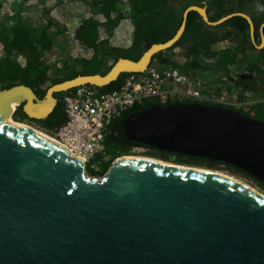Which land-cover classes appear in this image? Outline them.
Segmentation results:
<instances>
[{"label": "water", "instance_id": "1", "mask_svg": "<svg viewBox=\"0 0 264 264\" xmlns=\"http://www.w3.org/2000/svg\"><path fill=\"white\" fill-rule=\"evenodd\" d=\"M192 10L211 26L243 17L255 43L246 13L210 21L204 6L190 5L173 36L137 60L120 57L104 74L52 84L42 98L24 84L0 90V264H264V195L237 179L127 155L100 178L88 176L65 147L10 122L18 106L28 119H45L55 93L144 72L178 40ZM122 129L128 141L229 164L264 183V122L233 109L151 105L124 117Z\"/></svg>", "mask_w": 264, "mask_h": 264}, {"label": "trees", "instance_id": "2", "mask_svg": "<svg viewBox=\"0 0 264 264\" xmlns=\"http://www.w3.org/2000/svg\"><path fill=\"white\" fill-rule=\"evenodd\" d=\"M35 1L36 4L46 6L42 12L45 22L38 25L28 21L25 16V12ZM48 1L50 0H0V9L2 5H6V10L0 16V90L24 84L29 86L37 97L42 98L52 84L77 75L104 74L120 57L137 60L151 44L165 42L173 36L186 7L198 5L205 7L210 21L233 12L246 13L254 25L255 43L250 40L248 23L243 17L235 15L211 26L203 22L199 14L192 10L187 14L184 31L178 40L168 49L156 53L152 61L156 60L162 66L176 68L188 74L200 69L212 70L214 73L221 71L227 75L238 56L244 60L247 52L254 51L257 60L252 61V65L247 69L249 76L241 78L238 74L234 85L228 89L264 91V87L256 88L258 83L264 84V46L259 49L256 47L260 43L258 28L264 21V0H87L88 10L71 34L72 46L90 50L89 56L86 57L72 53L62 57L58 55L59 51L53 48V42L65 35L67 27L60 23L56 15H49L51 10L58 8L64 0H52L50 5H46ZM124 20H129L132 24L129 44L126 47L110 45L107 37H101V33L103 32V36L111 35L113 29ZM224 41L231 43V46L213 48V45ZM63 46L69 48L67 43ZM49 51L53 54L52 63H48L44 57L45 52ZM106 59L111 60L109 65ZM127 74L122 73L108 85L94 88L99 92L116 89ZM73 90L74 88L54 94L57 103L45 119H28L21 106L13 113V119L32 122L40 129L52 132L65 120L62 96ZM179 103L218 105L264 122V101L254 103L247 110H243L213 102L146 100L134 104L120 118L112 121L105 137L104 151L96 157H106L107 160L102 162L97 170L87 167L86 173L102 176L114 158L120 155L138 156L130 154V151L133 147L141 146L145 148L148 156L159 159L171 156L176 164L226 170L246 177L264 188V183L235 166L206 158L167 153L125 139L122 129L124 117L151 105L165 107Z\"/></svg>", "mask_w": 264, "mask_h": 264}, {"label": "built area", "instance_id": "3", "mask_svg": "<svg viewBox=\"0 0 264 264\" xmlns=\"http://www.w3.org/2000/svg\"><path fill=\"white\" fill-rule=\"evenodd\" d=\"M215 74L218 76L217 93L204 92L194 72L183 73L176 68L157 69L152 65L142 73H128L120 86L111 91L99 92L94 86H78L63 94L65 120L47 134L65 147L71 156L80 159L85 168L97 170L106 158L96 157L104 151L105 137L112 121L120 118L134 104L146 100L213 102L233 107L242 104L232 94L235 89L230 90L222 83L233 86L238 74L241 78L248 77V72H233L230 67L227 75L221 71ZM132 149L145 151L141 146Z\"/></svg>", "mask_w": 264, "mask_h": 264}, {"label": "rangeland", "instance_id": "4", "mask_svg": "<svg viewBox=\"0 0 264 264\" xmlns=\"http://www.w3.org/2000/svg\"><path fill=\"white\" fill-rule=\"evenodd\" d=\"M86 1L87 0H64L58 6V8H55V10H51V14L49 13V15H56L57 19L60 20V23L67 27V31H66L65 35L62 36L60 40H56L55 42H53V45H52L53 48L56 49V51L57 50L59 51L58 55H60L62 57H65V56L69 55L70 53L77 54V56H81V57H86V56H89V54H90V50L82 48V47L77 48L75 46H72L73 43L71 42L72 30L75 28L77 23H79L84 18L85 14L88 10ZM32 3L33 4H31V6H30L31 8L25 12L26 19L35 25L41 24V22H45L44 16H42L43 15L42 12L44 11L46 6L36 4V1L32 2ZM51 3H52V0L48 1L46 5H50ZM28 4H30V2H28ZM5 10H6V5L4 4V5H2V7L0 9V16H1V13L4 12ZM45 19H46V17H45ZM131 33H132L131 22L129 20H124L120 23V25H118V27L113 29L111 35L103 36V32H102L101 37H107L110 45L126 47L131 40ZM65 43L68 44V46H69L68 49H66L63 46ZM60 46L62 47L61 49H60ZM229 46H231L230 43L224 42L222 44L213 45V48L214 49H222L224 47H229ZM254 53H255L254 51L247 52L244 60L240 59V56H238V58H236L234 64H232V66H231V69L233 70V72H240L241 73V71H247V69L252 65V61L254 62L257 60ZM44 57H45V59H47L48 63L49 62L52 63L53 54L50 51L45 52ZM106 63L109 65L111 63V60L106 59ZM151 65L157 69L167 68L166 66L160 65L156 60H153ZM194 74H195V77L197 79H199L200 82L202 83V88H203L204 92L217 93V91L219 90V86L216 83L218 81V76L212 70H200V69H198V70L194 71ZM223 75H226V74L223 73ZM222 85L224 87H227V88L229 86H231L230 83H222ZM260 87L263 88L264 84L258 83L256 85V88H260ZM232 94L237 98V101H240V103H242L240 105H237L236 107L242 108L243 110H247L254 103L264 101V91H257V90L256 91H251V90L238 91V88H235V90L232 92ZM13 121H16L20 124H23L25 126L33 128L37 131H40L43 134H47L46 131L40 129L36 124H34L32 122L17 121L14 119H13ZM130 154L138 155L136 157L142 156L145 158H151V159L159 160V161H162V162L167 163V164L195 167V166H190V165H185V164H176V163H174L171 156H166V158H163V159H159L157 157H151V156H148L145 153V151H142V150L138 151L137 149H134V150L131 149ZM120 156H125V155H120ZM120 156H118V157H120ZM127 156H130V155H127ZM118 157H116V158H118ZM116 158H114L113 160H115ZM106 160H107V158H105V161ZM196 168L208 169V170H211L214 172H216V171L221 172L223 174H226L228 176H231V177L237 179L238 181H240L244 185L248 186L250 189L258 192L259 194L264 195V188L259 186L254 181H252L246 177H243L241 175L230 173L229 171L222 170V169H209L206 167H196ZM86 174L88 176H91L88 173H86ZM95 177L100 178L101 176L96 175Z\"/></svg>", "mask_w": 264, "mask_h": 264}, {"label": "bare ground", "instance_id": "5", "mask_svg": "<svg viewBox=\"0 0 264 264\" xmlns=\"http://www.w3.org/2000/svg\"><path fill=\"white\" fill-rule=\"evenodd\" d=\"M4 113H6V110L0 108V115H3ZM10 122L15 123V124H18V125H20V126H23V127L27 128V129H29L30 131H33V132H35V133H38V134H40V135H42V136H44V137L50 139L51 141H55V140L52 139L48 134H43L42 132L37 131V130H35V129H33V128H30V127L25 126V125H23V124H20V123H18V122H14L12 119H10ZM55 142H56V141H55ZM56 143H57V142H56ZM144 158H145V157H144ZM218 173H221V172H218ZM221 174H223V173H221ZM224 175H226V174H224ZM247 187H248V186H247Z\"/></svg>", "mask_w": 264, "mask_h": 264}, {"label": "flooded vegetation", "instance_id": "6", "mask_svg": "<svg viewBox=\"0 0 264 264\" xmlns=\"http://www.w3.org/2000/svg\"><path fill=\"white\" fill-rule=\"evenodd\" d=\"M19 107H20V106H18V108H19ZM18 108H17V109H18ZM17 109H16V110H17ZM16 110H15V111H16ZM15 111H14V112H15Z\"/></svg>", "mask_w": 264, "mask_h": 264}, {"label": "crops", "instance_id": "7", "mask_svg": "<svg viewBox=\"0 0 264 264\" xmlns=\"http://www.w3.org/2000/svg\"><path fill=\"white\" fill-rule=\"evenodd\" d=\"M223 43V42H222ZM222 43H219V44H222Z\"/></svg>", "mask_w": 264, "mask_h": 264}]
</instances>
